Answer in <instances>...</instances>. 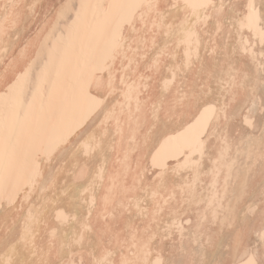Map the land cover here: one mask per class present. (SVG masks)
<instances>
[{
    "label": "bare ground",
    "instance_id": "bare-ground-1",
    "mask_svg": "<svg viewBox=\"0 0 264 264\" xmlns=\"http://www.w3.org/2000/svg\"><path fill=\"white\" fill-rule=\"evenodd\" d=\"M88 2L91 6L85 12L80 7L82 0H0V191L22 189L14 205H9L6 198L0 199V237L18 240L20 224L17 221L13 226L12 221L21 214L18 211L21 202L24 208L41 207L45 199L51 198L57 201V206L77 217L67 225H60L54 219L53 205H46L43 217L46 223L39 227L36 248L26 247L22 242L14 248L2 245L0 264H7L9 256L13 264H42L45 260L47 264H68L69 261L80 264L81 257L85 264H91L93 257H100L104 246L113 250L115 254L110 259L119 264L122 255L136 251L131 248L127 232L120 235L121 242L129 241L123 246L108 236L101 238L98 230L87 234L81 244L75 243L80 221L87 214V205L81 202V191L87 181H74L73 173L85 164L89 175L101 164L111 170L116 166V152L112 149L119 143V137L110 130L104 138L103 150L85 157L80 145L89 136L100 134L97 125L101 114L94 116L87 126L76 128L75 110L64 100L80 75L83 51L100 35L109 34L113 21L127 12L126 9L110 10L117 0ZM221 3L223 12L219 19L224 30L217 37L221 46L227 41L231 47L240 38L236 28L249 15L250 4L255 9L257 26L264 28L263 0H215L217 8ZM163 7L165 0H161ZM144 11L145 8L136 10L132 22L121 26L125 43L133 47L147 30L141 20ZM208 14L211 19L198 30L201 55L211 70V58L204 48L207 45L210 50L217 13L209 8ZM242 36L256 43L257 53L264 50L248 28L243 29ZM115 67H120L119 57ZM238 67L249 74L242 88L225 94L216 89L214 81L209 82L214 89L213 102L217 108L226 105L225 112L204 125L195 108L176 103L162 118L152 142L142 153L133 154V166L138 159L147 165L150 160L144 157L155 147L168 166L170 182L175 184L190 182L197 170L189 166L175 173L173 169L185 160L199 161L196 200L186 217L193 222L184 225L183 233L164 232L165 224L174 218L166 209L159 228L153 224L148 233H157L150 244L149 264L157 257L162 264H264V158H260L264 152V131L261 138L251 136L264 127V74L257 72L256 65L247 56L238 62ZM105 79V74L97 73L90 83V91L103 94ZM247 119L253 121L252 126L246 123ZM64 136H67L66 142L57 144ZM225 138L232 145V152L221 162L224 167L217 173V160ZM53 146L55 150L49 157L46 150ZM249 149L253 153L251 158ZM35 163L40 165L41 176L37 187L32 189L25 181ZM152 174L153 169L148 167L145 180H150ZM226 176L230 179L225 187ZM53 178L56 183L49 188ZM45 188L47 191L42 192ZM216 190L219 201L209 208L208 201ZM29 193V199L25 200ZM148 206L151 207L150 201ZM181 206L188 208L177 194L172 207ZM127 222L137 227L138 238L145 236L147 219L134 212L130 216L126 214L115 230L119 231ZM52 228L57 229V235L50 246ZM140 259L143 261L142 255Z\"/></svg>",
    "mask_w": 264,
    "mask_h": 264
},
{
    "label": "snow or ice",
    "instance_id": "snow-or-ice-1",
    "mask_svg": "<svg viewBox=\"0 0 264 264\" xmlns=\"http://www.w3.org/2000/svg\"><path fill=\"white\" fill-rule=\"evenodd\" d=\"M90 6L88 0H82L80 5L85 12ZM249 7V15L241 20L236 28L240 38L229 47L227 41L223 46L217 43V37L224 30V24L219 19L223 12V4L217 8L215 0H165L163 8L161 0H130L129 3H120L117 0L110 6V10L126 9L127 12L113 21L109 34L100 35L83 51L80 75L77 76L75 85L68 90L64 100V103L75 110L76 128L87 126L94 116L101 114L97 125L100 134L89 136L80 145L85 157L91 156L97 150H103L104 138L108 136L110 130L119 137V143L113 145L112 149L116 152V166L111 170L101 164L89 175L88 166L85 164L73 173L74 181H87L81 191V202L87 205V214L80 221L76 244H81L87 234L98 230L101 238L108 236L123 246L129 241L121 242L120 235L121 232H127L131 248H135L136 251L128 256L122 255L119 264H149L150 244L157 233L152 232L151 235L148 233L153 224L159 228L166 209L174 218L165 224L164 232L171 233L175 230L183 233L184 225L192 224V219L186 217L196 200L199 161L185 160L183 164L173 169L175 173L189 166L197 170L196 177L190 182L175 184L170 182L168 166L155 147L149 149L147 156L144 157L145 160H150L147 165L138 159L133 166V154L142 153L152 142L162 118L173 110L176 103L189 109L195 108L199 121L204 125L217 117L218 113L225 112L226 105L217 108L213 102L214 89L209 82L214 81L216 89L225 94L242 88L249 79V74L242 72L238 67V62L244 57H250L256 65L257 72L264 74V50L257 53L256 43L242 36L243 29L248 28L258 39L261 49H264V28L257 26L255 9L251 4ZM141 8L146 9L141 12V20L147 26V30L138 38L137 46L133 47L125 43L121 26L126 22L130 24L136 10ZM209 8L217 13L216 30L210 41V50L207 45L204 48L207 57L211 58V70L206 67L207 62L201 55V35L198 30L201 25L206 26L211 19L208 14ZM118 57L120 67L117 69L115 65ZM97 73L106 75L103 94H93L90 91V83ZM252 91L255 93V88ZM169 95L172 96L171 100ZM176 97L179 98L178 101ZM246 123L252 126L253 121L247 119ZM66 140L67 136H64L56 143H64ZM54 150V146L50 147L45 154L50 157ZM231 152L232 145L225 138L217 160L219 165L217 173L224 167L221 162ZM252 154V150L249 149L250 158ZM260 158H264V152L260 153ZM148 167L153 169V174L151 179L146 181ZM228 167L230 172L231 166ZM40 176V165L35 163L25 183L35 189ZM229 179L230 176L225 177V187ZM55 183L56 180L53 178L48 187H54ZM213 188H216L215 182ZM20 190L22 189L12 192L0 191V199L6 198L9 205H14ZM41 191H47V188ZM64 194H67V189ZM177 194L188 208L172 207L177 201ZM219 195L218 190L213 192L208 201L209 208L218 203ZM29 196L30 193L24 199L28 200ZM149 201L151 207L148 206ZM48 204L53 205L54 219L60 225L77 220L76 215H70L51 198L45 199L41 207L24 208L21 202L18 209L21 214L12 221L13 226L17 221L20 224L18 240L0 237V246L7 244L14 248L16 243L22 242L26 247L31 246L35 249L39 227L46 223L43 217ZM133 212L136 216L149 221L143 230L145 236L138 238V229L130 222L125 223L119 231L115 230L125 215L130 216ZM56 235L57 229L52 228L50 246ZM114 254L110 247L104 246L100 257H93L91 264H114L110 259ZM141 255L143 261L140 259ZM7 264H13L11 256L8 257ZM42 264H47V261H42ZM68 264L74 262L69 261ZM80 264H85L83 257ZM151 264H162V260L157 257Z\"/></svg>",
    "mask_w": 264,
    "mask_h": 264
},
{
    "label": "rangeland",
    "instance_id": "rangeland-1",
    "mask_svg": "<svg viewBox=\"0 0 264 264\" xmlns=\"http://www.w3.org/2000/svg\"><path fill=\"white\" fill-rule=\"evenodd\" d=\"M263 7H264V0H263ZM262 89L264 90V82L262 83ZM257 112V111H256ZM262 113L264 114V109L262 111ZM264 128V127H263ZM262 128V130H258V132H255L254 134H252L251 136H253V138L257 139V138H261L263 136V131L264 129Z\"/></svg>",
    "mask_w": 264,
    "mask_h": 264
}]
</instances>
